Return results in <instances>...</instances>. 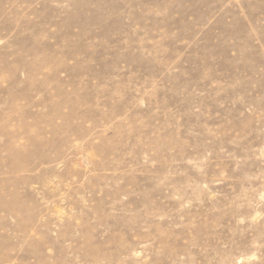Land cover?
Segmentation results:
<instances>
[{"label": "rangeland", "instance_id": "1", "mask_svg": "<svg viewBox=\"0 0 264 264\" xmlns=\"http://www.w3.org/2000/svg\"><path fill=\"white\" fill-rule=\"evenodd\" d=\"M0 264H264V0H0Z\"/></svg>", "mask_w": 264, "mask_h": 264}]
</instances>
